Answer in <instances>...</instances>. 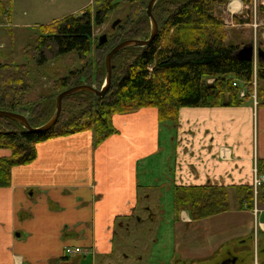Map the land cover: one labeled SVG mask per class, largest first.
Instances as JSON below:
<instances>
[{
  "label": "crops",
  "instance_id": "0c3cea01",
  "mask_svg": "<svg viewBox=\"0 0 264 264\" xmlns=\"http://www.w3.org/2000/svg\"><path fill=\"white\" fill-rule=\"evenodd\" d=\"M94 1L88 0L56 21L82 13ZM252 2L251 7L241 0L230 1L222 11L226 17L218 11L224 27L233 29L226 30L227 43L231 31L258 34L259 2ZM248 9L250 14H245ZM250 18L252 22H247ZM261 40L264 42V32ZM231 45L245 48L253 44ZM260 88L259 98L250 96L239 107L183 108L175 126L160 124L156 109L116 115L113 124L118 134L99 146L93 132L39 143L36 160L14 168L11 186L0 188V264H96L99 259H114L116 240L127 231L126 220L139 209L142 176L154 175L161 166H166L165 173L156 177V183L165 179L168 183L154 187L225 189L230 208L200 222L180 212L182 222L178 221L177 229L181 233L173 238L170 253L161 256L162 250L151 245L155 239L143 249L133 247L140 251L137 261L230 264L232 259L233 264H248L244 238L254 220L237 191L253 187L254 162L262 163L264 169V83ZM166 142L170 149L164 154ZM11 154L0 150V158ZM145 200L149 202L151 196ZM213 220L224 221L230 234L207 243L209 234L203 225ZM174 231L175 227L173 235ZM228 239H239V243ZM238 244L241 247L235 246ZM79 248L82 253L67 252ZM259 257L256 249L254 264H261ZM124 258L130 260L128 254Z\"/></svg>",
  "mask_w": 264,
  "mask_h": 264
},
{
  "label": "trees",
  "instance_id": "16d2710c",
  "mask_svg": "<svg viewBox=\"0 0 264 264\" xmlns=\"http://www.w3.org/2000/svg\"><path fill=\"white\" fill-rule=\"evenodd\" d=\"M150 1L97 0L94 7L81 14L40 26L39 38L26 52L28 64H0V110L24 115L33 128H39L51 120L55 100L65 90L85 84H95L101 89L106 77L105 58L110 51L127 40L149 39L151 26L146 13ZM230 1L160 0L153 9L159 32L152 44L146 50L129 48L116 54L112 59V85L108 93L101 99L90 93L66 98L52 130L28 134L18 123L0 118V150L12 152L9 157L0 158V188L11 186L14 168L36 160L39 143L93 132L95 145H101L118 134L113 124L116 115L156 109L160 124L175 126L183 108L239 107L255 93L259 98L264 62L258 60L255 64L254 60L238 57L242 47L227 43L224 22L218 15V8ZM241 1L246 5L251 2ZM12 2L0 0V23L12 18L7 6ZM121 2L131 4L130 13L117 26L111 40L97 47V72L93 73L91 62L86 63L55 82L52 94L34 103L28 101L32 88L29 64L44 67L50 56L54 59L78 54L82 61L88 58L93 51L95 28L103 26ZM242 90L247 94L244 99L240 98ZM263 170L260 163L261 174ZM237 197L250 209L253 207L251 187L238 188ZM259 200L264 205V188ZM174 205L176 213L187 211L192 221L200 222L229 211V192L213 187H175Z\"/></svg>",
  "mask_w": 264,
  "mask_h": 264
},
{
  "label": "rangeland",
  "instance_id": "374dc122",
  "mask_svg": "<svg viewBox=\"0 0 264 264\" xmlns=\"http://www.w3.org/2000/svg\"><path fill=\"white\" fill-rule=\"evenodd\" d=\"M87 1L88 0H13L12 3H7L8 9L12 12V18L10 19V21H5L3 24L0 23V64L17 66L28 64L29 61L26 55L27 49L29 48L28 46H34L35 41L40 36V32L38 31L39 27L34 25H50L56 22V20H58L59 18L71 13L72 10L81 7ZM250 1L252 2V0ZM257 1L259 2V10L256 18L258 20L257 23L260 26L258 29V36L255 33H253L254 36H252L248 33L247 30L246 32L236 31L238 32V34L231 31L230 41L228 42L229 45L242 44L245 42L247 44H253L256 49L259 48L264 50V42L262 40L260 41L261 34L264 32V0ZM94 2L90 7H94ZM251 2L249 5L252 7L253 2ZM226 6L224 4L218 8V11L221 15L223 14L222 11ZM130 10L131 4L121 2L118 8L108 16L106 23L101 27L95 28L92 54L89 55L88 58H84L83 61L80 55L71 54L63 58L54 59H52L53 56H50L51 60L44 67H38L37 65H35V63H30L29 68L32 74V88L27 95L28 101L34 103L41 97L52 94L55 82L66 77L71 71L82 68L86 63L91 62V64H93V73L95 74L98 67V65L96 66L97 63H95V59L97 58V47L99 46L100 38L106 35L108 37V41H110L113 32L116 31V29L113 30L112 28L113 24L118 20H120L122 23L125 22L128 18ZM245 12V14H248V12L250 14L251 10L248 9ZM222 17H226V15H222ZM247 22H252L251 18L248 19ZM15 24L23 25L24 27L17 26ZM224 28L225 30L229 31L233 30L232 27ZM256 58L257 59L254 61L255 64H257L259 60L258 57ZM104 79L105 77L102 81H104L105 84ZM212 81L213 80H210L209 82ZM89 86L98 89L97 85L95 84ZM164 134H166L165 131ZM164 149V154L166 152H169L170 148L167 142ZM165 169L166 166H161L154 170L156 172L154 175L151 174L142 176L141 183L143 186L140 189L139 193L141 199V202L139 203V209L134 217H132L130 220H126V227H128L127 231L122 233L120 238L116 240L117 242L115 258L106 260L99 259L97 260L96 264H141L137 261V256H139L140 251H133V247L138 246V249H143L146 244L152 243L155 239L157 240L151 245L153 247L157 245V247L162 250L161 256H167L170 253L173 238L177 236L179 237L181 233L180 229H177L180 226L177 223L178 221H182L180 220V213H176L175 210L174 191L168 189V187L158 188L153 186H160L164 183H168L166 179L162 180V182L156 183V177H161V175L165 173ZM261 189L262 188H260L259 190L261 191ZM147 195L151 196V200L149 202L145 200V197ZM259 204L262 205L260 203V200ZM147 210H149L150 212L148 213ZM173 224L175 226H173ZM173 227H175L174 235L172 233ZM203 227L204 230L207 231L206 234H209V237L206 240L207 243H216L218 239L227 238L228 236L225 235L230 234L229 231L225 229L226 223L221 220L209 221L208 223H205ZM247 227L245 228V230H248ZM250 227V234L245 235L244 238L246 241L244 245V248L246 250L245 258L247 259L248 264H254L256 249H259L260 263L263 264L264 233L261 230L255 233L254 225L252 223ZM228 241H230L232 244L239 243V239L233 241L228 239ZM164 246H166V251H163ZM235 246L241 247L239 244ZM125 254H128L130 256V260L127 261V259L124 258ZM151 260H153V256L149 259V261ZM160 263L161 260L159 264Z\"/></svg>",
  "mask_w": 264,
  "mask_h": 264
},
{
  "label": "water",
  "instance_id": "95a60500",
  "mask_svg": "<svg viewBox=\"0 0 264 264\" xmlns=\"http://www.w3.org/2000/svg\"><path fill=\"white\" fill-rule=\"evenodd\" d=\"M160 0H151L148 8H147V13L146 16L150 21V26H151V34L148 40H127L124 41L117 46H115L110 53L106 56L105 58V68H106V77H105V84L103 87L99 90L96 89L92 86L89 85H80L76 86L74 88H70L68 90H65L61 94L58 95V97L55 100V113L51 120L47 122L45 125L39 127V128H33L27 117L21 114H15L7 111H2L0 110V118H6L11 121H14L21 125L25 132L28 134H39V133H45L50 130H52L57 122L59 121L61 112H62V107H63V101L66 98H69L71 96L80 94V93H90L94 96L95 99H101L103 98L109 91L111 85H112V75H113V67H112V59L113 57L126 50L129 48H142L143 50H146L152 42L155 40V38L158 35L159 32V26L158 23L153 15V9L155 5L159 2ZM186 1H193V0H186ZM121 23L120 20L116 21L113 24V30L117 28V26ZM108 42V37L106 35L102 36L99 41V45L102 46ZM255 46L254 45H249L245 48H243L241 51L238 53V57L241 59H248V60H253L255 57L258 56L260 61L264 62V50L258 49L257 55H255Z\"/></svg>",
  "mask_w": 264,
  "mask_h": 264
},
{
  "label": "built area",
  "instance_id": "2783aa9c",
  "mask_svg": "<svg viewBox=\"0 0 264 264\" xmlns=\"http://www.w3.org/2000/svg\"><path fill=\"white\" fill-rule=\"evenodd\" d=\"M241 97L242 98L245 97V92L241 93ZM253 173H254V184H253V188H254V207H253V215H254L256 229H257L258 226H262L260 220L264 216V207H262L259 204V201H258L259 189L264 187V175H260L259 174L257 162H254ZM76 252L80 253L81 249H76ZM68 253H71V250H68Z\"/></svg>",
  "mask_w": 264,
  "mask_h": 264
},
{
  "label": "flooded vegetation",
  "instance_id": "af4514ba",
  "mask_svg": "<svg viewBox=\"0 0 264 264\" xmlns=\"http://www.w3.org/2000/svg\"><path fill=\"white\" fill-rule=\"evenodd\" d=\"M229 261H230V264H233L234 263V260H232V259H230Z\"/></svg>",
  "mask_w": 264,
  "mask_h": 264
},
{
  "label": "bare ground",
  "instance_id": "6f19581e",
  "mask_svg": "<svg viewBox=\"0 0 264 264\" xmlns=\"http://www.w3.org/2000/svg\"><path fill=\"white\" fill-rule=\"evenodd\" d=\"M260 172V171H259Z\"/></svg>",
  "mask_w": 264,
  "mask_h": 264
}]
</instances>
